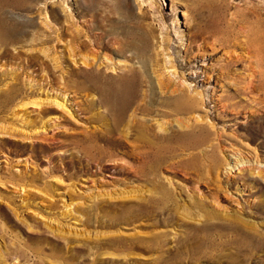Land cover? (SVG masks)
<instances>
[{
	"label": "rangeland",
	"instance_id": "1",
	"mask_svg": "<svg viewBox=\"0 0 264 264\" xmlns=\"http://www.w3.org/2000/svg\"><path fill=\"white\" fill-rule=\"evenodd\" d=\"M0 9L23 32L31 14L54 34L72 23L85 45L62 83L0 61V94L16 75L22 92L29 77L43 83V94L0 104V264H264V59L245 38L249 26L264 35V0H0ZM68 40L56 41L66 57ZM94 56L128 65L144 56L175 89H154L149 124L164 139L151 136L161 151L149 149L144 177L128 138L96 142L100 164L73 143L100 131L101 110L86 104L93 92L72 84ZM195 91L202 100L189 105ZM32 99L48 101V116L18 106Z\"/></svg>",
	"mask_w": 264,
	"mask_h": 264
},
{
	"label": "bare ground",
	"instance_id": "2",
	"mask_svg": "<svg viewBox=\"0 0 264 264\" xmlns=\"http://www.w3.org/2000/svg\"><path fill=\"white\" fill-rule=\"evenodd\" d=\"M2 11L0 9V61L3 59L6 62H20L26 67L36 66V71L40 73L45 72L46 77H50L53 82L62 83L61 81H65L62 74L63 65L68 63L69 58L73 61L74 57L80 56V49L84 45L81 41L82 36L80 32L73 27V24L69 23L59 33L54 34L53 29L48 26L46 29H36L37 25L31 19L33 16L31 14L29 18L25 19V25L35 27L30 32H23L18 29V25H21L22 22L19 23L18 19L7 17ZM64 34L70 36V40L65 43L68 48L67 53H69L67 57L61 53L62 51H57L58 43L56 41L60 36H64ZM245 38L247 43L254 48L255 57L261 60L264 59V35L255 27L249 26L245 33ZM23 42L25 45H22ZM121 44L124 45L123 43ZM130 57L133 58L132 55ZM104 59L102 60L98 56L86 57V61H82L84 67L77 73L84 81L75 82L72 80V84L78 87L79 90L83 88L93 92V96H91L93 99L87 100L86 104L90 108H94L97 105L99 110H101L100 115L97 117L101 122L100 131L87 133L85 137L87 139L86 142L76 140L73 143L75 147L80 148V155L87 158L88 164L91 162L100 164L107 155L96 142L100 140L107 144H114L121 138H128L132 143L131 154L136 160V168L141 176L144 177L149 165V157H147L150 153L149 149H154L155 153L160 152V146L154 143V141H158L161 144V141L164 139L162 134L155 135L156 132H152L151 125L149 124L152 113L151 103L157 95L154 89L157 87L161 94L175 92V89L166 88L164 84L168 83L167 79H165L166 82L161 80L160 76L155 74V71L153 73L147 72L144 56L142 60H137V62L129 60V65L112 62L108 57ZM126 59L129 58L126 56ZM165 60L168 61H165L163 69L170 79L171 75L175 76V71L170 58L166 57ZM113 67H116L118 72L108 73L107 70H114ZM58 72L62 75H58ZM258 74L262 75L260 72ZM29 78L23 83V86L26 84V88L22 92V88L16 85V81L19 80L16 75L13 79L15 83L11 86L10 92L0 94V104L5 106L14 103L19 97L22 99L28 98L31 95L43 94V92L40 93L43 90V83L34 79L33 76ZM200 96L201 94L195 91L192 97L188 99L185 97V101L189 102V105H197L202 100ZM198 97L200 101L197 99ZM29 103L40 106L38 112L41 117L48 116L51 111V108L47 106L48 101L40 99H32L18 106L25 107ZM53 104L61 108L64 107L63 102L61 105L59 103ZM48 121L50 120L48 119L42 123L41 130H45L44 127L47 126ZM32 134L38 136L40 132L33 131ZM151 136L154 141L151 139ZM155 144L156 146H154ZM243 161H236L235 164L246 162ZM134 170L136 171V169ZM256 174L258 177L260 176L258 171ZM166 181L171 185L169 179Z\"/></svg>",
	"mask_w": 264,
	"mask_h": 264
}]
</instances>
